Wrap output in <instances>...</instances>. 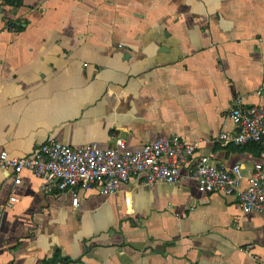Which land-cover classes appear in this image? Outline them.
Masks as SVG:
<instances>
[{"label": "crops", "instance_id": "0c3cea01", "mask_svg": "<svg viewBox=\"0 0 264 264\" xmlns=\"http://www.w3.org/2000/svg\"><path fill=\"white\" fill-rule=\"evenodd\" d=\"M264 91V0H0V149L36 153L178 135L217 165L264 149L230 140L237 99ZM222 135H226L223 138ZM0 170V264H264V213L179 183L44 194ZM18 201L8 205L9 197Z\"/></svg>", "mask_w": 264, "mask_h": 264}, {"label": "built area", "instance_id": "2783aa9c", "mask_svg": "<svg viewBox=\"0 0 264 264\" xmlns=\"http://www.w3.org/2000/svg\"><path fill=\"white\" fill-rule=\"evenodd\" d=\"M256 94L259 103L244 105L237 99L231 108L228 118L236 132L230 140L237 145L254 143L264 148V91ZM197 148L196 143H187L175 134L139 147L128 146L122 138H115L113 145L106 148L97 142L70 147L50 139L28 156H11L0 149V170L12 176L13 185H20L22 174L29 172L40 179L42 193H70L74 206L76 189L89 190L98 185L101 194L112 195L132 179H140L146 186L175 185L185 171L199 192L234 196L243 213H264L263 162H255L249 169L240 164L224 167L208 155H197ZM17 201L10 196L8 205Z\"/></svg>", "mask_w": 264, "mask_h": 264}, {"label": "trees", "instance_id": "16d2710c", "mask_svg": "<svg viewBox=\"0 0 264 264\" xmlns=\"http://www.w3.org/2000/svg\"><path fill=\"white\" fill-rule=\"evenodd\" d=\"M3 2H8L9 0H2ZM11 1V0H10ZM19 3H21V0H17V4H19ZM255 145H257L258 147H260V148H263V147H261L259 144H255ZM264 149V148H263Z\"/></svg>", "mask_w": 264, "mask_h": 264}]
</instances>
